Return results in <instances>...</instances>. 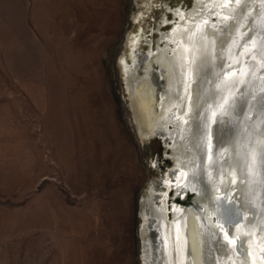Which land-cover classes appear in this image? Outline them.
<instances>
[{"label":"rangeland","instance_id":"1","mask_svg":"<svg viewBox=\"0 0 264 264\" xmlns=\"http://www.w3.org/2000/svg\"><path fill=\"white\" fill-rule=\"evenodd\" d=\"M191 2L0 0V264H143L141 196L172 160L118 59Z\"/></svg>","mask_w":264,"mask_h":264},{"label":"bare ground","instance_id":"2","mask_svg":"<svg viewBox=\"0 0 264 264\" xmlns=\"http://www.w3.org/2000/svg\"><path fill=\"white\" fill-rule=\"evenodd\" d=\"M191 3L118 59L141 141L161 137L172 160L141 196L142 262L264 264V0Z\"/></svg>","mask_w":264,"mask_h":264},{"label":"water","instance_id":"3","mask_svg":"<svg viewBox=\"0 0 264 264\" xmlns=\"http://www.w3.org/2000/svg\"><path fill=\"white\" fill-rule=\"evenodd\" d=\"M261 155L260 154H258V153H256V160H257V162H261V161H259L260 160V157ZM262 160H264V159H262ZM262 163H264L263 161L261 162V164ZM188 193V197L185 199V203H190V204H194V200L192 199V196H191V192L189 191V190H187V192H186V194ZM220 200L217 202V204H216V206L219 208V209H223V208H228V205H227V203L229 204L231 201L230 200H228L226 197H225V195H220L219 197H218ZM232 207V206H231ZM235 208H237V210H238V212L241 214V211L239 210V208L237 207V205H235L234 206ZM235 211V210H234ZM236 215V214H235ZM239 218H242V216L241 217H239ZM234 219V218H233ZM231 224H232V221L231 222H228L227 224H226V228H227V230L229 229V226H231ZM261 226V225H260ZM236 250H237V252L238 253H240L242 250H241V247H240V245H239V241L237 242V247H236Z\"/></svg>","mask_w":264,"mask_h":264}]
</instances>
